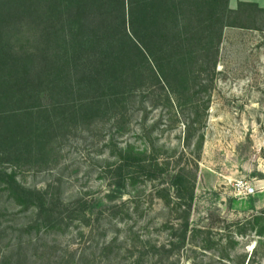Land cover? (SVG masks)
<instances>
[{"label": "rangeland", "instance_id": "obj_1", "mask_svg": "<svg viewBox=\"0 0 264 264\" xmlns=\"http://www.w3.org/2000/svg\"><path fill=\"white\" fill-rule=\"evenodd\" d=\"M248 24L223 29L217 66L205 59L194 96L190 82L173 85V105L156 84H137L116 113L75 117L30 152L0 154V169L57 204L49 226L0 184V264H264V16ZM193 113L198 128L186 145ZM127 149L166 171L185 169L188 212L161 176L115 189L112 170ZM240 179L255 193L237 195Z\"/></svg>", "mask_w": 264, "mask_h": 264}, {"label": "trees", "instance_id": "obj_2", "mask_svg": "<svg viewBox=\"0 0 264 264\" xmlns=\"http://www.w3.org/2000/svg\"><path fill=\"white\" fill-rule=\"evenodd\" d=\"M245 5L232 10L228 0H0V154L11 159L30 152L54 125L64 127L75 117L116 113L119 98L132 95L137 84H156L173 105L180 93L173 85L183 89L190 82L194 96L205 59L212 70L217 66L223 28L248 24ZM197 120L193 113L183 123L186 145ZM201 140L200 134L197 149ZM112 171L118 192L128 180L161 176L188 212L193 183L185 169L168 172L145 152L127 149ZM0 184L18 205L33 206L53 224L57 204L44 191L20 185L3 169ZM187 226H180L179 244Z\"/></svg>", "mask_w": 264, "mask_h": 264}, {"label": "crops", "instance_id": "obj_3", "mask_svg": "<svg viewBox=\"0 0 264 264\" xmlns=\"http://www.w3.org/2000/svg\"><path fill=\"white\" fill-rule=\"evenodd\" d=\"M244 3L246 4L244 7V13L249 12L251 14V17L249 18V21H255L257 18L264 16V0H228V7L232 10L237 8L238 3ZM256 6V8L254 7ZM251 28L250 24L239 27V26H226L223 29L227 28ZM264 30V29H263ZM225 30H222V33ZM231 31V30H230Z\"/></svg>", "mask_w": 264, "mask_h": 264}, {"label": "built area", "instance_id": "obj_4", "mask_svg": "<svg viewBox=\"0 0 264 264\" xmlns=\"http://www.w3.org/2000/svg\"><path fill=\"white\" fill-rule=\"evenodd\" d=\"M233 188L237 195H252L255 193V185L248 184L246 181L240 179L235 181Z\"/></svg>", "mask_w": 264, "mask_h": 264}]
</instances>
